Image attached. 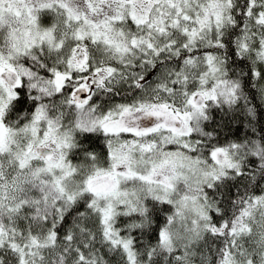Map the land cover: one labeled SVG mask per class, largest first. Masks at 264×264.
Returning a JSON list of instances; mask_svg holds the SVG:
<instances>
[{
    "label": "snow or ice",
    "instance_id": "6c2138e0",
    "mask_svg": "<svg viewBox=\"0 0 264 264\" xmlns=\"http://www.w3.org/2000/svg\"><path fill=\"white\" fill-rule=\"evenodd\" d=\"M262 110L264 0H0V264H264Z\"/></svg>",
    "mask_w": 264,
    "mask_h": 264
},
{
    "label": "trees",
    "instance_id": "16d2710c",
    "mask_svg": "<svg viewBox=\"0 0 264 264\" xmlns=\"http://www.w3.org/2000/svg\"><path fill=\"white\" fill-rule=\"evenodd\" d=\"M216 120L218 122H220V124L222 125L220 128V139L221 141H225V139H233L237 134L239 135H243V133L245 131H248V129L244 126H240V131L239 133H237V125L236 124H232L230 127H224L223 126V122L220 121V116H216ZM260 124L257 125V135H259V130L261 126H264V110L261 111L260 113Z\"/></svg>",
    "mask_w": 264,
    "mask_h": 264
}]
</instances>
